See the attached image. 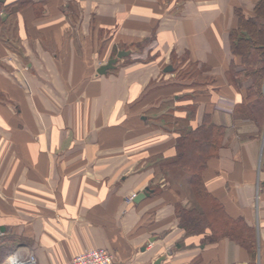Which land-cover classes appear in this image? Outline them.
Segmentation results:
<instances>
[{
    "label": "crops",
    "instance_id": "crops-1",
    "mask_svg": "<svg viewBox=\"0 0 264 264\" xmlns=\"http://www.w3.org/2000/svg\"><path fill=\"white\" fill-rule=\"evenodd\" d=\"M3 1L0 235L14 246L2 264H66L100 247L128 264H264V132L248 113L250 80L229 75L236 9L253 14L257 0ZM170 98L187 128L205 115L225 128L203 181L255 229L254 249L187 235L180 186H152L159 169L142 163L175 155L182 133L154 126Z\"/></svg>",
    "mask_w": 264,
    "mask_h": 264
},
{
    "label": "trees",
    "instance_id": "trees-1",
    "mask_svg": "<svg viewBox=\"0 0 264 264\" xmlns=\"http://www.w3.org/2000/svg\"><path fill=\"white\" fill-rule=\"evenodd\" d=\"M18 4L20 2H17ZM15 4V3H14ZM13 5H6L0 0V27L4 23L3 10ZM238 26L230 32L231 48L238 56L229 71L231 81L236 85L242 80H250L247 87V108L249 116L262 126L264 122V0H257L253 14H247L237 8ZM225 128L212 122L205 115L204 122L197 128L181 133L176 139L177 153L165 161L163 169L179 166L191 172V188L196 204L186 206L176 202L179 226L187 235L205 234L208 241L221 237H230L254 249L256 247L255 229L249 227L243 217H231L224 205L206 188L203 170L209 157L216 155L222 144ZM206 155V157H205ZM203 160V162H202ZM200 161L203 163L199 165ZM189 171V172H190ZM207 230L210 233H206ZM13 244L7 235H0V264L12 252Z\"/></svg>",
    "mask_w": 264,
    "mask_h": 264
},
{
    "label": "rangeland",
    "instance_id": "rangeland-1",
    "mask_svg": "<svg viewBox=\"0 0 264 264\" xmlns=\"http://www.w3.org/2000/svg\"><path fill=\"white\" fill-rule=\"evenodd\" d=\"M137 53H145L149 55V47H142L136 49ZM146 56V58L148 57ZM195 70V67H194ZM244 80H242L243 82ZM163 104H166L165 106H162ZM169 104V105H168ZM168 105V108H166ZM173 106V99H169L168 101H165L161 104L160 108L163 110H157L154 114L158 115V117L154 118V126L157 130H164V131H181L182 133L187 132L191 128H187L184 124V120L181 118H178L175 116V107ZM165 108V109H164ZM167 109V110H166ZM179 110V109H178ZM192 111L193 108H190ZM163 111V112H162ZM189 112V117H192L194 115L193 111ZM178 118V119H177ZM165 119V122H164ZM185 126V127H184ZM262 132H264V122L261 126ZM177 153V150H176ZM175 153V154H176ZM174 155L172 156H165L163 153H156L150 159L145 160L142 164L146 167H154L158 168V174L155 176V181L152 184V186L156 187V190L163 189L165 186H170L176 184L179 188V191H181L180 195L183 196L185 205L188 207L193 206L196 204V198L191 188V172L190 170H183L179 166H171L168 169H163L162 164L167 161L168 159H172ZM206 157V155H205ZM203 162V160H202ZM200 161L199 165L201 166L203 163ZM190 171V172H189ZM183 191V192H182ZM207 236V235H206ZM203 238V242L207 241L208 237Z\"/></svg>",
    "mask_w": 264,
    "mask_h": 264
},
{
    "label": "built area",
    "instance_id": "built-area-1",
    "mask_svg": "<svg viewBox=\"0 0 264 264\" xmlns=\"http://www.w3.org/2000/svg\"><path fill=\"white\" fill-rule=\"evenodd\" d=\"M147 54L140 53L137 57H146ZM135 196V195H134ZM36 264L34 257L28 259L13 257L10 258L6 264ZM66 264H128L124 261L118 260L113 253L105 248H91L82 251L75 255Z\"/></svg>",
    "mask_w": 264,
    "mask_h": 264
},
{
    "label": "water",
    "instance_id": "water-1",
    "mask_svg": "<svg viewBox=\"0 0 264 264\" xmlns=\"http://www.w3.org/2000/svg\"><path fill=\"white\" fill-rule=\"evenodd\" d=\"M126 54H129V51L121 50L118 53V57H122V56H124ZM118 57L111 58L106 64L101 65L100 68L98 69V71L100 73H103V72L107 71L109 68L113 67L114 66V62L117 60ZM149 194H150V187L148 186L143 191H139L138 193H136L135 196H134V200L138 202L142 198H144L145 196H147ZM0 232H1V230H0Z\"/></svg>",
    "mask_w": 264,
    "mask_h": 264
},
{
    "label": "bare ground",
    "instance_id": "bare-ground-1",
    "mask_svg": "<svg viewBox=\"0 0 264 264\" xmlns=\"http://www.w3.org/2000/svg\"><path fill=\"white\" fill-rule=\"evenodd\" d=\"M28 264V263H27Z\"/></svg>",
    "mask_w": 264,
    "mask_h": 264
}]
</instances>
